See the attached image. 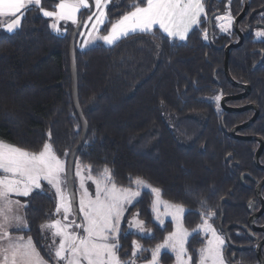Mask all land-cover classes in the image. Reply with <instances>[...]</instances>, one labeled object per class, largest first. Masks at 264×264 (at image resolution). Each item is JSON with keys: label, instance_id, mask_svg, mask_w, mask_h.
Listing matches in <instances>:
<instances>
[{"label": "trees", "instance_id": "16d2710c", "mask_svg": "<svg viewBox=\"0 0 264 264\" xmlns=\"http://www.w3.org/2000/svg\"><path fill=\"white\" fill-rule=\"evenodd\" d=\"M57 2L42 0V6L54 9ZM129 3L118 0V6L109 7L104 31L130 10ZM243 5L244 0H206V18L202 17L204 22L186 41L165 38L166 34L155 28V36L134 34L111 46L99 42L80 49L76 42L78 98L88 123L77 158L90 164L94 175L107 166L118 186L134 187L129 178L139 176L160 188L166 200L185 207V226L190 230L201 223V201L216 213L212 222L218 228L222 220L224 225L248 223L250 200L257 202L255 211L261 207L256 187L264 178V169L255 164L260 142L238 139L228 132L248 121L255 109L227 112L220 102L243 89L228 80L224 69L225 47L238 40L237 33L235 29L222 31L215 16L231 10L236 17ZM250 5L251 12L264 5V0H250ZM87 14H79V19L84 22ZM263 15L258 12L253 22H264ZM244 24L245 19L241 29ZM50 25V18L33 8L16 32L0 30V140L30 151H39L43 143L50 142L59 156L68 152L69 157L82 136L70 63L76 25L69 23L66 31L59 33ZM228 68L231 76L249 84L251 91L226 104L252 103L260 109L256 120L238 133L264 140V38L246 35L240 47L230 50ZM260 162L264 164V149ZM261 195L264 198V185ZM27 202L30 206L24 214L31 231L22 234L32 236L47 259L40 226L54 213L55 199L45 187L43 194L34 192ZM152 202L150 191H142L140 203L131 207L129 215L139 212L155 239L139 234L122 238L121 256L125 252L131 255L134 239L151 249L171 230V221L165 223V230L157 227ZM256 224L264 226V213ZM122 231H126V223ZM256 234L264 237L261 231ZM230 235L236 244L252 245L236 250L226 243L234 261L260 264L255 241L240 228H233ZM203 242L202 234L190 238L188 248L194 259ZM262 253L264 256V245ZM173 261L172 253H162V264Z\"/></svg>", "mask_w": 264, "mask_h": 264}, {"label": "snow or ice", "instance_id": "6c2138e0", "mask_svg": "<svg viewBox=\"0 0 264 264\" xmlns=\"http://www.w3.org/2000/svg\"><path fill=\"white\" fill-rule=\"evenodd\" d=\"M205 4L206 0H130V10L111 23L106 35H100L101 26L108 21L110 0H58L54 10H46L42 0H0V29L16 32L26 14L36 8L44 17L52 19L50 27L59 33L61 22L80 27L78 14L83 16L86 11L87 21L92 23L84 46L97 40L112 45L134 34L155 36L156 26L166 34L165 38L186 41L189 33L204 22ZM111 6H118L115 0H111ZM215 19L224 32L232 26L230 12ZM83 27L87 28L88 23L84 22ZM207 36L205 30L204 38ZM256 36L264 38V31H258ZM216 100L219 101L220 96ZM67 156L65 152L61 158L50 142L43 143L39 151H30L0 140V264H138L140 260L144 264H161L162 250L174 254L175 264H226L225 237L211 222L216 213L206 208L205 201L200 202L204 209L199 213L201 223L189 230L185 226V207L162 199V190L147 180L130 177V184L135 188L118 186L107 166L94 175L90 164L85 165L78 158L69 162ZM93 185L94 192L90 191ZM45 187L54 190L56 199L54 213L40 226L41 232L50 234L51 238V244L46 246L47 259L32 236L13 234L31 231L27 216L21 214V209H28L29 202L22 203L13 196L27 198L34 192L43 194ZM142 191H150L154 196L152 212L157 227L165 230L163 217H171L174 228L151 249L133 240L130 257L123 259L120 255L122 238L139 234L141 238L155 239L152 230L146 228V222L139 218V212L127 220L128 231L121 228L126 213L140 203ZM160 206L164 209L162 213ZM201 233L205 242L194 259L188 244L190 238ZM43 238L48 239V236ZM145 252H150L151 259L143 256Z\"/></svg>", "mask_w": 264, "mask_h": 264}, {"label": "water", "instance_id": "95a60500", "mask_svg": "<svg viewBox=\"0 0 264 264\" xmlns=\"http://www.w3.org/2000/svg\"><path fill=\"white\" fill-rule=\"evenodd\" d=\"M250 8V0H244V5L242 10L237 14V16L235 17L234 20V29L238 34V40L229 43L226 47H225V61H224V69H225V73H226V77L228 78V80L235 86L241 87L243 89L242 92L234 94V95H226L224 97H222L221 99V105L224 108V110H226L227 112H242L248 109H255V113L254 115L246 122L239 124L235 127H233L230 131H228L233 137L238 138V139H245V140H258L260 142L259 147L256 151L255 154V164L257 165L258 168L260 169H264V164H262L260 162V155L264 149V140L262 137L257 136V135H244V134H240L238 133V130L244 129L248 126H250L257 118V116L259 115L260 109L257 105L249 103V104H245V105H240V106H232V105H227L226 102L229 100H238V99H242L245 98L251 91V86L249 84H243V83H239L237 82L230 74L229 72V68H228V63H229V57H230V50L233 48H237L240 47L244 40H245V33H247V31H243L241 30V28L239 27V23L240 21L247 15L248 11ZM264 10V5L253 10L250 14V17L255 14L258 13L260 11ZM81 26L80 27H75L72 36H71V42H70V63H71V72H72V82H73V88H72V92H73V101H74V105H75V109L78 113V116L81 120L82 123V136L79 139L78 143L75 145V147L71 150L69 157H68V161L71 162L73 161L74 158H77L78 153L82 147V145L85 142L86 136H87V131H88V123L86 121V118L84 117V114L81 110L80 107V103H79V98H78V80H77V68H76V42H77V38H78V33L81 31L82 25H83V20H79ZM264 185V178L258 183L257 187H256V196L258 198V200L261 202V207L258 211H255V206H256V201L250 200L248 202V210L251 212V215L248 219V225H243V224H238V223H232L227 225L224 228V232H225V238L227 243L233 247L236 250H245V249H249L251 248V245H237L235 243L232 242L231 237L229 235V230L233 227H238L243 229L250 238L257 240V246H256V255L257 258L259 260L260 264H264V256L262 253V247L264 245V237L259 240V237L256 236L254 234L255 231H261L264 233V226L263 225H256V220L262 215V213L264 212V198L261 195V189L262 186ZM222 223H220V229H222ZM232 264H245V263H232Z\"/></svg>", "mask_w": 264, "mask_h": 264}, {"label": "rangeland", "instance_id": "374dc122", "mask_svg": "<svg viewBox=\"0 0 264 264\" xmlns=\"http://www.w3.org/2000/svg\"><path fill=\"white\" fill-rule=\"evenodd\" d=\"M118 2V0H115V3H117ZM109 7H111V0H110V5H109ZM46 10H54V9H48V8H45ZM93 10H94V8H93ZM108 11V10H107ZM228 12H230V14H231V16H232V26L229 28V30L227 31V32H229V33H231V30L232 29H234V20H235V17H234V15H233V13H232V11L231 10H229V11H227V12H225V13H220V14H217L216 16H223V15H225L226 13H228ZM108 16H109V13H108ZM215 16V17H216ZM121 17V16H120ZM120 17H118L114 22H116ZM78 19H79V14H78ZM81 19V18H80ZM79 19V20H80ZM216 20V19H215ZM50 21H51V23L53 22L52 21V19L50 18ZM84 22H87L88 23V27L87 28H85V27H83V25H82V28H81V31L80 32H83V33H85V35H79V37H78V41H77V47L78 48H80V49H85V48H88V47H90V46H92V45H94V44H96V43H99V42H101V43H103L104 45H107V46H111V45H109V44H106L104 41H102V40H97V41H95L93 44H91V45H88V46H84L83 45V41L84 40H86L88 37H87V33H88V31L90 30V28H91V23H92V21H87V18H86V20L84 21ZM84 22H83V24H84ZM243 22V21H242ZM69 23H71V22H67V23H65V22H61V24H60V27H61V31L60 32H65L66 31V26L69 24ZM220 22L219 21H217L216 20V24H217V26H218V24H219ZM77 26V25H76ZM111 27V26H110ZM155 28H158V26H156V27H154V29ZM104 29V25L103 26H101V28H100V32H99V34L100 35H106L107 34V31H104L103 30ZM153 29V30H154ZM251 29L253 30V33H254V37L256 38V39H259V38H262V37H257L256 36V33L258 32V31H264V28H260V27H254V28H251V26H246V30H248V32H251ZM237 33V32H236ZM237 36H238V34H237ZM120 40V39H119ZM117 42V41H116ZM115 42V43H116ZM234 42V41H233ZM113 45V44H112ZM239 100V99H238ZM241 134V133H240ZM61 158H64V155H62L61 156ZM67 160H68V157L66 158ZM45 184H46V182H44ZM91 182H89V184H90ZM77 186H78V181H77ZM133 188H135V186L133 187ZM45 190V189H44ZM48 190L51 192V194L53 195V197H54V199H55V193H54V190L53 189H51L50 187H48ZM90 191H93L94 192V185L90 188ZM13 198L14 199H20L21 200V202L23 201V202H27V200L29 199V197H27V198H25V197H15V196H13ZM162 199H164V200H166L163 196H162ZM153 200H154V196H153ZM168 201V200H167ZM55 202H56V199H55ZM170 202V201H169ZM172 203V202H171ZM131 209V208H130ZM54 211H55V209H54ZM164 211V209H163V206H160V212L162 213ZM129 212H130V210L126 213V220L122 223V225H121V228H122V230H123V227H124V224L126 223V231H128L129 229H128V224H127V220H130L131 218H132V215L134 214V213H137V211H134V212H132L130 215H129ZM153 216H154V213H153ZM140 218V217H139ZM164 219H165V223L167 222V221H171V217H163ZM141 219V218H140ZM143 220V219H142ZM155 220V219H154ZM212 222V221H211ZM172 223V222H171ZM213 223V222H212ZM213 225H214V227L217 229V231L221 234V235H223L222 234V232H220V229L213 223ZM146 228H148V229H151L152 230V232H154L153 231V229L151 228V227H149V226H147L146 225ZM173 228H174V225H173V223H172V228H171V230L170 231H172L173 230ZM190 230V229H189ZM132 231H135L134 229L132 230ZM223 231V230H222ZM202 234V236H203V238H204V234L203 233H201ZM43 235L45 236V235H47L48 236V239H46V243H47V245H49V244H51V238H50V234H45V233H43ZM167 235V234H166ZM134 240H137L139 243H141L143 246H144V244L142 243V242H140L138 239H134ZM163 241V240H162ZM161 241V242H162ZM160 242V243H161ZM205 242V241H204ZM203 242V243H204ZM225 244H226V241H225ZM203 246V244L201 245V247ZM145 247V246H144ZM200 247V248H201ZM165 251H167L168 252V250H162V253L163 252H165ZM150 253V252H149ZM147 252H145V253H143V256H147ZM174 255V254H173ZM223 255H224V258H225V261H226V264H230V259H229V255H228V252H227V250H226V248H225V246H224V250H223ZM123 259H128L130 256H121ZM148 259H151V254H150V257L148 256ZM138 264H144V261L143 260H140V261H138ZM162 264V263H161ZM172 264H175V257H174V261H173V263Z\"/></svg>", "mask_w": 264, "mask_h": 264}, {"label": "flooded vegetation", "instance_id": "af4514ba", "mask_svg": "<svg viewBox=\"0 0 264 264\" xmlns=\"http://www.w3.org/2000/svg\"><path fill=\"white\" fill-rule=\"evenodd\" d=\"M263 6V5H262ZM250 10H251V5H250V8H249V11H248V13H247V15L240 21V23H239V27H240V25H241V22L245 19L246 20V22H247V24H244V26H243V28L241 29V30H243L244 32L245 31H247V33H245V36L246 35H248V34H251V33H253V30L251 29V32H248V30H246V26H251V28H254V27H260V28H264V22H253V19L255 18V15L257 14V13H255V14H253L251 17H250V14H251V12H250ZM253 10H255V9H253ZM260 12H262V13H264V10H262V11H260ZM263 17H264V15H263ZM264 19V18H263ZM211 21H212V18L210 19ZM210 21V22H211ZM241 28V27H240ZM255 210V209H254ZM264 213V212H263ZM262 213V214H263ZM220 223H222V229H220ZM220 223H219V229L223 232V236L225 237V232H224V228L227 226V225H229V224H227V225H224V222H223V220L222 221H220ZM245 225H248V223H246ZM256 225H258V226H260L259 224H256ZM233 228H238V227H233ZM233 228H231L230 230H229V235L231 234V231H232V229ZM241 229V228H240ZM243 230V229H242ZM244 231V230H243ZM245 232V231H244ZM257 232H259V231H255L254 232V234L256 235V236H258L256 233ZM246 233V232H245ZM247 234V233H246ZM248 235V234H247ZM230 237H231V235H230ZM259 237V236H258ZM250 238V237H249ZM250 239H252V238H250ZM262 239V238H261ZM260 238H259V240H261ZM231 240H232V242H233V239H232V237H231ZM253 241H255L256 242V244L254 245V247L256 248V246H257V243H258V241L257 240H254V239H252ZM225 241H226V238H225ZM226 243H227V241H226ZM233 243H235V242H233ZM228 244V243H227ZM236 244V243H235ZM229 245V244H228ZM237 245H239V244H237ZM249 245V244H248ZM230 246V245H229ZM252 246V245H251ZM231 247V246H230ZM231 248H233V247H231ZM234 249V248H233ZM228 255H229V259H230V264H232V263H240V262H236V261H234L235 260V256H234V254H230L229 252H228ZM246 264V263H245Z\"/></svg>", "mask_w": 264, "mask_h": 264}, {"label": "crops", "instance_id": "0c3cea01", "mask_svg": "<svg viewBox=\"0 0 264 264\" xmlns=\"http://www.w3.org/2000/svg\"><path fill=\"white\" fill-rule=\"evenodd\" d=\"M0 30H2V29H0ZM22 203H24L23 201H22ZM21 214H24V209H21ZM14 235H16V234H20V235H23L22 233H13Z\"/></svg>", "mask_w": 264, "mask_h": 264}]
</instances>
